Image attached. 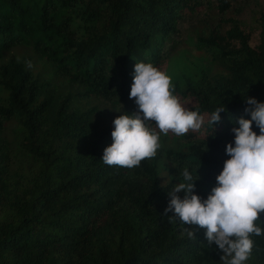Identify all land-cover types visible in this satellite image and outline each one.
<instances>
[{"label": "trees", "instance_id": "1", "mask_svg": "<svg viewBox=\"0 0 264 264\" xmlns=\"http://www.w3.org/2000/svg\"><path fill=\"white\" fill-rule=\"evenodd\" d=\"M231 3L0 0V264H264V15L252 47Z\"/></svg>", "mask_w": 264, "mask_h": 264}, {"label": "rangeland", "instance_id": "2", "mask_svg": "<svg viewBox=\"0 0 264 264\" xmlns=\"http://www.w3.org/2000/svg\"><path fill=\"white\" fill-rule=\"evenodd\" d=\"M231 3V0H230ZM232 8L235 10V16L241 19L243 23V29L247 32L250 36V45L255 47L260 42V35H261V25L259 20L260 12L264 15V0H246L245 5H243V0H232ZM206 13L208 11L206 10ZM231 13V15H234ZM209 16L205 17L203 11L200 13L198 17L194 18H186L183 22L180 23V43L181 48H185L190 51V54H193L194 47L191 44L187 43V37L194 33V29L203 24L214 25L217 22V17L214 16L211 12L208 14ZM230 13L228 12L225 17H230ZM206 18L205 21H203ZM218 23V22H217ZM162 176V175H161ZM161 182L164 183V178L161 177Z\"/></svg>", "mask_w": 264, "mask_h": 264}]
</instances>
